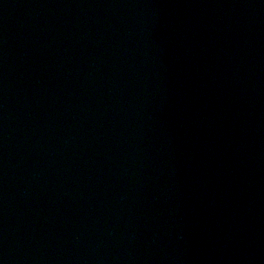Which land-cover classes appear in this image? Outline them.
Wrapping results in <instances>:
<instances>
[{
	"label": "water",
	"instance_id": "water-1",
	"mask_svg": "<svg viewBox=\"0 0 264 264\" xmlns=\"http://www.w3.org/2000/svg\"><path fill=\"white\" fill-rule=\"evenodd\" d=\"M0 264H264V0H0Z\"/></svg>",
	"mask_w": 264,
	"mask_h": 264
}]
</instances>
